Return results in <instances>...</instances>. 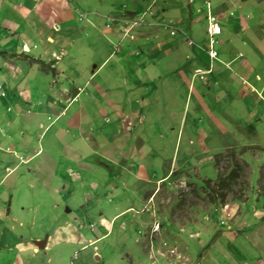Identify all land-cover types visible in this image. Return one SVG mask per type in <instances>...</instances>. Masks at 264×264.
Returning <instances> with one entry per match:
<instances>
[{"label":"rangeland","instance_id":"1","mask_svg":"<svg viewBox=\"0 0 264 264\" xmlns=\"http://www.w3.org/2000/svg\"><path fill=\"white\" fill-rule=\"evenodd\" d=\"M4 1L5 6H9L16 0ZM63 1L68 3L73 24L76 28H83L79 30L80 33L85 32L87 22L93 19V15L87 13L98 7L101 10L98 18L102 19L106 7L97 0ZM179 1L184 4L182 10L186 12L189 4H197L192 13L193 27L190 34L193 36L188 34L194 44L205 43L206 49L208 47L205 34L208 9V15L220 21L221 35L214 38L219 59L220 54L239 46L241 37L245 36L240 32L251 28L252 19L247 14L250 15L252 6L243 10V17L233 25L232 17L230 23L227 21L224 24V20L221 21L223 16L215 14V0H171V3L176 5ZM130 2L132 4V0ZM153 3L155 6L156 0ZM240 3L250 5L248 0ZM140 19L135 16L123 20L124 38L134 40L133 30L136 26L133 24H145ZM160 21V30L169 35L171 23L165 19ZM21 24L20 34L26 31V22ZM56 27L49 30V35L55 40L54 45L44 38H36L32 32L29 52L22 51V42L17 43L15 38L13 42L10 32L0 30V90H3V96L7 95L5 98L0 96V135L7 136V144L13 143L24 148L27 143L31 147L28 148L29 152H24L25 149L6 150L8 145L0 147V179L3 178L0 192L9 194L6 206L10 205L15 219L14 223L6 225L10 224L13 235L22 238L26 245L24 250L11 245L0 247V264H16L19 257L25 264H79L85 253L92 256H88L84 264H264V104L260 102L264 99V66L257 68L256 61L252 58L246 61L240 55L226 66L208 62L207 67H203L204 62H201V71L210 67L216 74L222 69L227 71L222 73L223 77L217 80L214 87L211 86L210 92L204 97L200 94L202 88H206L203 82L212 75L202 78L194 76L196 70L193 71V68L200 62L193 60L195 54L187 46L190 45L188 42L185 49L188 59L178 67L184 69L189 82L192 76L190 89L195 87L198 92H193L196 103L203 104V100L208 112L220 119L222 127L209 125L203 111L193 118L195 113L191 108H195V100L189 99L191 126L204 127L205 131H196V137L190 138L182 132L178 136L177 131L173 134L172 127L178 128L183 115H179L174 127L171 126L172 119L167 118V111L178 115L181 109L182 113L186 89L178 96L175 106L179 107L164 109L162 119L148 111L140 114L139 109H133L132 105H136V102L131 98L128 101L132 104L127 114L129 117L120 133L123 136L129 133L132 148L129 152L127 150L118 154L116 165L110 166L109 171L107 167H94L91 163L93 150L90 144L99 146V141L104 138L102 132L106 116L101 117L97 112L100 106L96 107L87 101L84 95L85 92L87 94L86 89L80 95L79 102L73 106L76 111L71 109L66 117L54 122L58 105L52 107L50 102L54 96L63 98L58 88H72L65 83L70 77L67 70L72 66V59L76 58L74 66L77 68L80 62L83 66L90 63L84 36L79 40L80 51L74 55L76 45L72 43L75 39L72 41L63 36L59 39L62 30ZM235 30L238 34H235ZM262 32L264 34V28ZM5 33L8 38L1 41L6 37ZM8 41L11 46L9 49L4 45ZM230 41L231 45L228 43ZM146 44L142 42L144 47ZM260 46L261 54L257 55L262 60L264 39ZM238 50L241 52L247 48ZM99 59H94L93 63L97 64ZM36 61H43L47 67L53 65L60 71L58 77L40 71ZM110 68L111 64H108L104 71L98 72L96 82L100 84L101 77ZM229 73L236 85L233 84V91L227 93L224 80L230 77ZM155 74L157 76L158 71ZM69 82L72 84L71 80ZM91 88L88 87L89 92ZM5 89L8 90L6 95ZM169 92H164L167 93L168 101H163V107L172 105ZM251 92L252 97L259 101L256 105L253 98L244 95ZM99 97L102 103V96ZM121 98L125 106L124 97ZM109 99L108 95L104 97L107 108ZM39 103L44 115L35 114L29 121L28 117L33 115H27L26 111L35 113L34 107L39 106ZM79 105L91 112L90 118L85 121L90 134L82 133V128L76 131L68 127L70 117L78 114ZM7 119L12 120L11 126L5 125ZM118 130L112 132L116 134ZM108 140L107 137L103 139L105 142ZM71 144H77L79 151L88 153L87 160H82V157L73 159L71 155L82 153L71 149ZM85 145L89 149L83 148ZM39 148H42L43 154L26 164L24 161L28 153L32 154ZM220 154L223 157L217 159ZM22 156L24 161H19ZM41 160L43 170L39 171L35 166ZM1 162H5L4 167ZM12 168L15 170L10 172ZM108 172L111 173L108 175ZM65 224H70L78 236L84 235L87 240L94 241L91 246H87V251H82L83 247L73 244L70 238L54 242L48 247V237L57 227ZM75 231L73 236L76 235ZM37 241L46 244L43 250L35 247ZM28 245H32L36 255L27 249ZM76 255L79 258L77 261L74 259Z\"/></svg>","mask_w":264,"mask_h":264},{"label":"crops","instance_id":"2","mask_svg":"<svg viewBox=\"0 0 264 264\" xmlns=\"http://www.w3.org/2000/svg\"><path fill=\"white\" fill-rule=\"evenodd\" d=\"M104 1L107 3H105ZM104 1L97 0L98 3H101L106 6L104 12H102V19L98 18L101 10L98 9V7H95L94 11L92 10L87 13L89 15H93V19L87 22V25L85 26L87 27V29L85 30V32L80 33L79 30L82 31L83 28H76V25L73 24L71 15L69 14L68 10V3H66V1L16 0L13 3L11 2L9 6H5L6 2L4 0H0V30L10 32L13 37V42L14 38L17 39V43L22 42V51L24 50L25 52H29V43L32 42V40H30V38L32 37L30 34L32 32L33 34H36V38H44L46 42H52L50 44L54 45L55 40L49 35V30L57 26L56 29L62 30L59 35V39H62V36L64 38L69 37L72 41L73 39H75L72 43L73 45H76V51H74L75 55L78 54V52L80 51L79 40L83 39L84 36L85 44L87 46L86 52L88 53L87 58L90 63L83 66L82 64H80L82 62H80L78 63L77 68L76 66H74L76 64V58L74 57L72 59V66H69V68L67 67V75L70 74V77H67V80L65 82L68 83L69 86L71 85L72 88H58V92L63 98L61 99L54 96V98H52L53 100L50 102V106L57 107L58 105V112L55 113L54 119V122H56L57 120H60L61 117H66L67 113H71V109H73L74 104L79 102L80 95L84 92L85 89L87 90V94H85V92L84 95L87 97V101L91 102V104L93 103L96 107L100 106V109H98L97 112L100 113L101 117L106 116V121L104 124L105 128L102 134L104 135V138L107 137L109 138V140L105 142L103 141L104 138H102L99 141V146L90 144V147L93 150L91 151V153L94 156H92V165H94V167H98L99 165L103 166V169L107 167V169L110 171V166L114 167L116 165V159L118 154H120L121 152L124 153L123 151L127 150V152H129V150L132 148L129 141V133L124 136L120 133L122 131V128L125 126L124 122L129 117L127 116V114L128 111L131 109L132 104L130 105L128 101L131 98H134V101L136 102V105H132L133 109H139L140 114L148 111L152 112V114L154 116H157L158 119H162V116L165 115L163 113L164 109L168 110L166 108H169L170 110H172V108L174 107H179L175 106L176 102L179 100L178 96L182 91H185L186 89L187 96L185 98L186 102L183 107L182 113L181 109L180 111L178 110V115H176V112L171 111L172 113H170L169 111H167V118L172 119L173 125L171 126L174 127L177 124L179 115H183L180 124L177 126L178 130L172 127L171 131L173 132V134L177 131L176 136H178V134L180 135V132H182L183 135L186 134V136L190 138L191 136L196 137V131H205L204 127L195 128L191 126L189 113L190 106L188 104L189 99L195 100V103H193L195 105V108H191L195 113V115H193V118L196 115L202 113L201 111H203L205 119L207 117L209 121V125L213 126L214 128L216 127V125L222 127V122L220 121V119L216 118L211 112H208V106L203 102L202 99L201 100L203 104L199 102L198 104L196 103L197 99H195L193 92H197V90L195 87L190 89L192 76L189 82L186 74L184 73V69L180 70V68L178 67L179 65L181 66L186 59H188V55L185 54V49H187L186 44H188V42H192L193 44L191 46L187 45L188 47H191L194 51L195 55L193 56V60H197L200 62L198 66L193 68V71L201 69V62H204L205 66L203 67H207L208 62L209 64H211V61L207 53L205 52V43L194 44L195 42L190 38V35H192L190 34V32L192 31L193 27H191V23L193 22L192 13L196 9L195 7L197 6V4L195 6L191 3L192 7L189 4V7H187V13L186 10H182L184 4H181L180 1L178 4L174 5L171 3V0H156L155 6H153L155 4L153 3V1L155 2V0H132V4L130 0H122V2L119 0ZM240 1L242 0L213 1L215 4L214 12L215 14H217V16H223L221 21L224 20V24H226L227 21L228 23H230L232 17V24L236 25L238 23V20H240V17H243L244 15L241 14V12L243 10L245 11L247 7L251 6L252 10L249 12L250 15L247 14V16L251 17L252 21H250V29H248L246 32H240L241 34L244 33L245 36L241 37L239 46H236V49H229L226 53H223V55L220 54V59L218 54L217 59L212 62H217L220 64V66H226L229 62L234 61L240 55V57H243L246 61H249V59L252 58L253 61H256L257 68H261V66H264V59L260 60L258 58L259 55L257 54H261L260 44L263 42L264 39V34L262 32V28H264V17H262L264 15V0H248V4L250 3V5L248 6L246 5V3H240ZM190 2L192 1L190 0ZM72 7H74V5ZM166 7L171 9L166 10ZM234 10L236 11V13H234L233 15ZM151 11L153 12L152 15H150ZM237 15L238 17L235 18V16ZM135 16H142L145 24L140 25L139 27H136L133 30V34L135 35L134 40H131L130 38H124L122 33V23L124 22L123 20ZM163 19L171 23L169 28L171 29V31H175V35L173 37L170 35V33L169 37L166 31L160 30L161 25H159L158 22H161L160 20ZM23 21L26 22V31H23L20 34L18 33V31L20 30L19 27L23 26L21 24ZM110 21L113 24H111ZM104 22L105 24H103ZM107 25L109 27H107ZM2 26L4 28H2ZM28 29L31 30V32H27ZM237 32L238 31L235 30V34H238ZM188 34L190 35L188 36ZM5 36L6 37H3L1 41L7 40V33H5ZM143 41L147 43L146 47L142 45ZM9 43L10 42L8 41V43L4 44L7 49L11 47ZM228 43L231 45L232 41ZM241 46L247 48V50L239 52L238 49H241ZM195 48L197 51H195ZM20 52H18L17 54H19ZM96 58H100L97 64L93 63V60ZM206 58H208V60H206ZM221 59H223V61ZM59 62L61 63V58L59 59ZM108 64H111V68L108 70V72H105L104 77H101L100 84L102 85H100L98 82H96V74L100 71H104ZM67 68H65V70ZM38 69L42 71V67L39 64ZM44 70H46V74H52L53 76H55V78L58 77L60 72L53 65H48V68L45 67ZM155 71H158L157 76L155 74ZM193 71L191 73L192 75ZM213 72L214 71H212V73L210 74L212 76L206 82H203L206 88H202V93L200 94H202L204 97L207 96V94L210 92L211 86L214 87L217 84V80L223 77L222 73L227 71H225V69H222V71H218V74H216V71L215 73ZM115 73L116 77H114ZM229 74L230 77H227L224 80V86L228 90L227 93L233 91V84L236 85V81L231 76L232 74ZM69 80H71L72 84H70ZM89 86L92 87L91 92L88 91ZM167 90H170L169 97L172 101V105L168 107H163V101H168L167 93L164 94V92ZM4 92H6V95L8 93V90L5 89ZM252 94L253 93L251 92L244 95L250 96L251 99L253 98V103L254 105H256L259 101L254 99V97H252ZM107 95L111 99L108 100V108L107 104L104 101V97H107ZM216 95L217 100H219L218 93ZM258 95L260 96V94ZM0 96L2 98H5L7 95L2 96L0 94ZM99 96H102V103L101 98ZM120 96L124 97L123 100L125 102V106L122 104V98L120 99ZM96 99L99 103L96 101ZM260 102L264 104V99ZM41 107V103H39V106L34 107L35 113H31V111H26L27 115H33L28 117L29 121L30 118H34L35 114H38L39 116L43 114ZM91 109L93 110L92 107ZM73 110L76 111L75 109ZM77 111L78 114L75 113L74 116L70 117L68 121L70 125H68V127L73 128L76 131L82 128V133L86 134L88 132V134H90V132L88 131L89 125L85 121L90 118L91 112H87L80 105L77 107ZM187 114H189V117ZM84 118L85 120H83ZM71 120L74 122H72ZM81 121L84 122L83 125H81ZM11 124L12 120L7 119L5 125L11 126ZM183 125L184 127H182ZM238 127L240 129L242 128L241 126ZM116 129L119 130L116 134H114L112 131ZM5 138H7V136L5 137V135H0V147H5V145H8L6 150L10 149V151H13L15 149H19L20 151H22V149H25L24 152H29V144L26 143L27 146L22 148L15 146V144L13 143H5V140H8ZM70 147L71 149L75 148L79 151V146H77V144H71ZM252 147L254 146H249L248 148ZM83 148H86V150L89 149L87 145H85ZM256 148L260 147L257 146ZM41 149L42 148L34 150L32 154L28 153L26 161H24L25 158L23 156L19 158V161H24L26 164L31 162L32 160L36 159L37 156L43 154V152L41 153ZM94 151L97 153V155H95ZM79 152L82 154L79 155L76 153V155H71V157L76 160L80 157H82V160H87L86 157L88 153L83 151ZM46 159H48L47 155ZM4 163L5 162H1L2 167H4ZM35 168H38L39 171L43 170V161L41 160L40 162H38ZM6 170H9V168H6ZM14 170L15 168H12L10 172ZM109 173L111 172H108V175ZM2 182L3 178L0 179V187ZM8 198L9 194L3 195L0 192V247L5 248L6 246L11 245L15 249L24 250L26 245L23 243L22 238L20 239L15 237L12 233V228H10V224L6 225V223H14L15 221L11 212L10 205L8 207L6 206V201L8 200ZM74 231L75 230L71 227L70 224H65L64 226L57 227L53 231L52 235H50V237H48V239L46 240L48 241V247L50 248L51 244L54 242H59L60 240L64 241L65 239L69 240L68 238H70L73 244L83 247L82 251H87L86 248L91 246L94 241L91 242V240H87L84 235L78 236L76 231V235L73 236ZM37 243L38 241L35 243L36 248H38ZM27 249H31L32 255L37 254L32 245H28ZM88 256L91 257L92 254ZM88 256L86 255V253L82 256V264L85 263ZM74 259L75 261H77V259L79 258L76 255ZM16 264L25 263L24 260L19 257L16 261Z\"/></svg>","mask_w":264,"mask_h":264},{"label":"built area","instance_id":"3","mask_svg":"<svg viewBox=\"0 0 264 264\" xmlns=\"http://www.w3.org/2000/svg\"><path fill=\"white\" fill-rule=\"evenodd\" d=\"M209 11L210 10L208 9L207 13H206L207 27L205 29V34L207 36L208 47H207V49H205V52L207 53L208 57L210 58L211 64H212L213 63L212 61L216 60L218 57V53L214 48V45H215L214 38L219 37L221 35L222 31H221V28L219 26V22L215 19V17H213L212 15H208ZM142 20H143V17L140 19V22ZM138 24L139 23H137V24L134 23L133 25H134V27L135 26L138 27L139 26ZM170 35L174 36L175 31H171V29H170ZM191 45H193L192 42H190L189 46H191ZM25 49H26V47H25ZM211 73H212L211 67L208 68L207 71H201L198 69L195 71L194 76L196 78H202L203 76H207ZM0 94L3 96L4 95L3 91H0Z\"/></svg>","mask_w":264,"mask_h":264},{"label":"trees","instance_id":"4","mask_svg":"<svg viewBox=\"0 0 264 264\" xmlns=\"http://www.w3.org/2000/svg\"><path fill=\"white\" fill-rule=\"evenodd\" d=\"M1 54V53H0ZM37 63H39V65L42 67V71L45 72L46 70H44L45 67H47L46 65H44V63L36 61ZM48 68V67H47ZM223 154H220L217 156V159L222 158ZM221 183V182H220ZM223 186H226V184L224 182L221 183Z\"/></svg>","mask_w":264,"mask_h":264},{"label":"water","instance_id":"5","mask_svg":"<svg viewBox=\"0 0 264 264\" xmlns=\"http://www.w3.org/2000/svg\"><path fill=\"white\" fill-rule=\"evenodd\" d=\"M44 244H45L44 242H42V243L40 242V243H37V246L39 249H43Z\"/></svg>","mask_w":264,"mask_h":264},{"label":"clouds","instance_id":"6","mask_svg":"<svg viewBox=\"0 0 264 264\" xmlns=\"http://www.w3.org/2000/svg\"><path fill=\"white\" fill-rule=\"evenodd\" d=\"M140 18H142V16H141ZM214 61H215V60H214Z\"/></svg>","mask_w":264,"mask_h":264},{"label":"bare ground","instance_id":"7","mask_svg":"<svg viewBox=\"0 0 264 264\" xmlns=\"http://www.w3.org/2000/svg\"><path fill=\"white\" fill-rule=\"evenodd\" d=\"M135 29V28H134ZM125 34V33H124Z\"/></svg>","mask_w":264,"mask_h":264}]
</instances>
